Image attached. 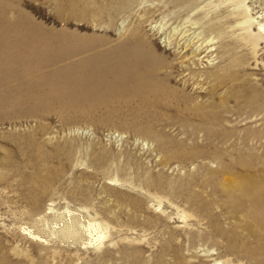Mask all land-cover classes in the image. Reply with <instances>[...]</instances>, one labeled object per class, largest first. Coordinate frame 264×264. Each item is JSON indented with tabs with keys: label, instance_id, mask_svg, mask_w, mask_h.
I'll use <instances>...</instances> for the list:
<instances>
[{
	"label": "rangeland",
	"instance_id": "374dc122",
	"mask_svg": "<svg viewBox=\"0 0 264 264\" xmlns=\"http://www.w3.org/2000/svg\"><path fill=\"white\" fill-rule=\"evenodd\" d=\"M122 2L0 0V264H264V0Z\"/></svg>",
	"mask_w": 264,
	"mask_h": 264
},
{
	"label": "bare ground",
	"instance_id": "6f19581e",
	"mask_svg": "<svg viewBox=\"0 0 264 264\" xmlns=\"http://www.w3.org/2000/svg\"><path fill=\"white\" fill-rule=\"evenodd\" d=\"M120 3L123 4L122 0H119ZM119 1L117 0V2L119 3ZM127 1V0H126ZM244 17V16H243ZM247 22H248V19L246 18ZM258 30H260V25L258 26ZM133 78V77H132ZM207 120V119H206ZM80 224V223H79ZM81 225V224H80ZM73 226H76L75 224H71V225H68L66 226L64 229H65V232H68L69 229ZM84 227V230L87 234V236L90 239V242L93 241V242H100L104 239V234L105 232L102 231V229L100 228V224H98L97 222L93 221V222H87L85 224H82V228ZM74 228V227H73ZM72 228V229H73ZM75 230V229H74ZM39 237V236H38ZM210 264H225V263H221L220 261H211Z\"/></svg>",
	"mask_w": 264,
	"mask_h": 264
}]
</instances>
